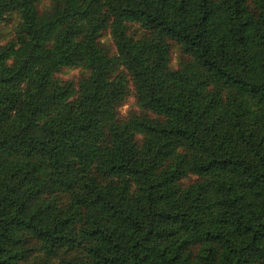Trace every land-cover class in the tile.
Listing matches in <instances>:
<instances>
[{
  "label": "trees",
  "instance_id": "16d2710c",
  "mask_svg": "<svg viewBox=\"0 0 264 264\" xmlns=\"http://www.w3.org/2000/svg\"><path fill=\"white\" fill-rule=\"evenodd\" d=\"M0 264H264V0H0Z\"/></svg>",
  "mask_w": 264,
  "mask_h": 264
},
{
  "label": "rangeland",
  "instance_id": "374dc122",
  "mask_svg": "<svg viewBox=\"0 0 264 264\" xmlns=\"http://www.w3.org/2000/svg\"><path fill=\"white\" fill-rule=\"evenodd\" d=\"M129 25V24H128ZM131 30H134L136 35L140 34V30L133 24H130ZM135 37V35H133ZM106 46L112 47V41L108 35L102 36L100 39ZM111 50V49H110ZM179 60V55L177 48L174 45L170 46L169 49V61L168 65L170 68L177 67V63ZM81 72H84L81 68H66L61 73L58 74V77L62 80H75ZM118 116L121 118H125L129 112H139V109L135 105L132 89L130 86V83L128 82V92L125 96L122 103L117 107ZM136 137H140L136 135ZM193 179L192 176H186L181 181H179L180 184H186L187 182L191 181Z\"/></svg>",
  "mask_w": 264,
  "mask_h": 264
}]
</instances>
